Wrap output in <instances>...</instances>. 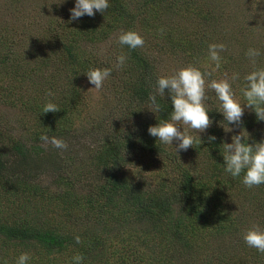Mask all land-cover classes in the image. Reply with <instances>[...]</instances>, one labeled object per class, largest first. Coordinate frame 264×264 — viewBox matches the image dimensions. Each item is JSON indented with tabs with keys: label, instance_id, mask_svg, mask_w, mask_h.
Returning a JSON list of instances; mask_svg holds the SVG:
<instances>
[{
	"label": "trees",
	"instance_id": "16d2710c",
	"mask_svg": "<svg viewBox=\"0 0 264 264\" xmlns=\"http://www.w3.org/2000/svg\"><path fill=\"white\" fill-rule=\"evenodd\" d=\"M21 3L12 0L0 11V103L23 117L22 133L10 131L0 117V264H15L25 252L29 264H73L77 254L83 264H185L182 258L189 264H264V253L242 238L253 225L264 228V185L247 188L239 177L225 173L220 144L230 143L240 128L224 131L213 91L205 102L212 123L199 134L203 143H194L179 157L147 132L169 118L167 90L164 99L157 96L161 111L142 124L110 127L103 134L101 124L78 126L85 106L84 73L101 68L95 51L112 36L115 56H127L126 78L115 93L117 105L127 104L129 114L151 109L148 97L157 78L168 76L159 53L175 54L179 69L192 65L211 72L207 82L239 73L233 91L242 100L243 77L264 68V0H110L105 13L71 22L70 8L54 6L38 25L39 43L34 40L39 53L30 49L22 54L21 43L32 48V23L28 8L19 11ZM64 3L74 7L73 0ZM24 18L30 19L29 28ZM122 30L146 32L157 41L146 38L143 47L129 50L118 44ZM211 43L229 50L222 51L226 54L216 71L206 59ZM249 48L262 52L255 65L246 56ZM48 68L39 83L24 84L32 73ZM48 102L59 111L43 113ZM242 120L248 143L264 138V122L250 109ZM41 135L70 145L88 136L92 144L65 159L59 149L43 147ZM138 155L163 165L165 174L156 184L134 173ZM45 178L52 184L45 185ZM37 202L46 204L45 210Z\"/></svg>",
	"mask_w": 264,
	"mask_h": 264
},
{
	"label": "clouds",
	"instance_id": "9594fccd",
	"mask_svg": "<svg viewBox=\"0 0 264 264\" xmlns=\"http://www.w3.org/2000/svg\"><path fill=\"white\" fill-rule=\"evenodd\" d=\"M73 3L74 7L69 10V22L78 21L84 16L93 17L96 13L103 14L110 7V0H73ZM144 43L143 36L133 30H122L118 37V44L121 47L126 46L129 50L143 47ZM224 48L225 45L222 43H211L207 46L206 59L212 71L220 69L221 52ZM261 55L262 52L258 48H249L246 52L253 65ZM126 61V55H118L115 66L123 67ZM112 71V68H89L84 75L87 81L94 85L90 89L100 91ZM210 75L211 72H202L198 67L188 65L172 75L158 77L154 92L148 97L150 112L154 114L161 111L157 96L164 99L166 90L172 111L167 120L157 121L155 125L148 127L147 132L156 138V142L170 146L177 156L178 153L193 148L194 143L199 145L203 143L199 134L205 132L212 123L210 111L205 103L209 98L207 90L210 89L218 101L216 112L222 114L223 121L226 122L227 131L223 128L224 131L227 133L232 132L234 127L240 128L238 134L231 136L230 143L222 141L220 144L225 173L233 178L239 177L247 188L264 185V138L259 142L248 143L250 134L240 127L246 108L251 110L258 122H264V68L257 67L243 77L244 83L240 87L242 100L236 97L232 87V82L240 79L239 73H233L230 79L206 82L205 77ZM58 111V105L52 102L46 103L43 107V113ZM177 123L186 127L181 130ZM40 139L50 142L57 149L67 148L63 139L49 138L47 135H41ZM214 140L215 136H209V141ZM242 238L249 248L264 253V228L253 225L243 233ZM76 239L79 241V237ZM83 259L82 255L77 254L73 257V264H83ZM30 260L29 253H21L15 264H29Z\"/></svg>",
	"mask_w": 264,
	"mask_h": 264
},
{
	"label": "rangeland",
	"instance_id": "374dc122",
	"mask_svg": "<svg viewBox=\"0 0 264 264\" xmlns=\"http://www.w3.org/2000/svg\"><path fill=\"white\" fill-rule=\"evenodd\" d=\"M12 0H0V11H5V6L10 3ZM65 0H22V3L20 5V10H25L28 8V12L31 13V28H30V39H31V47L29 45H26L25 43L20 44L19 51L22 53H28V50L31 49V52H37L39 53L37 44L35 43L34 39H37L39 34V24L43 23V16L46 18V15L48 14L47 11L50 10V8L54 6H63L65 5L67 8H72L71 5H67L64 3ZM46 7V8H45ZM42 8L45 10H42ZM22 17V16H21ZM30 19H23V24L29 28L28 22ZM25 27V28H26ZM22 29V27H21ZM139 33V32H138ZM141 36H143L144 39H149L152 42L157 41L152 36H149L151 34L149 33H139ZM115 36H112L107 41H111L114 39ZM39 43V39H37ZM103 42L97 47V53L95 51V55L99 57V62H101V68H115L113 72L111 73V76L109 79H107L104 82V85L100 91H96L95 89H90L94 87V85H91L87 78H85L82 81V99L84 100L85 106H82V114L78 121L79 128L82 126H89L93 124H101L102 126L98 127L99 133H104L107 128L110 127H120L122 125H129L130 123H136V124H142L144 123L145 119L148 118L151 115V109L144 107L141 109L140 112L137 113H130V108L127 106V104H120V98L117 97V94L115 93L116 85L117 83H120V80L123 79V77L126 78V74L124 73V68H116L113 64L116 61V56L113 51V47L110 44V42ZM25 44V45H24ZM35 51H34V50ZM116 50V49H115ZM223 51H227L225 48ZM46 52V49L43 48L42 53ZM221 54H226L225 52H221ZM159 57V60H161V69L165 75H172L176 73L179 70V61L180 58H177L175 54H157ZM222 57V55H221ZM24 60H28L26 56L24 57ZM33 64V61H31V66ZM117 69V70H116ZM51 70V68L46 69L42 73H32L31 79H27L24 81V84L27 85L28 81L31 83L42 80V76L47 75V72ZM45 75V76H46ZM44 76V77H45ZM231 75H225L224 79H230ZM222 79L221 76H218L215 80ZM33 80V81H32ZM207 82V80H206ZM235 81L232 82V87L234 89ZM28 86V85H27ZM90 89V90H89ZM212 90H207V95H211ZM116 107V108H115ZM126 107V108H125ZM0 117L7 121L11 129H13L16 133H22L23 129V122H22V113H20L17 109H14L12 107H9L5 104L0 103ZM177 126L181 128V130L186 127L182 125L181 123H177ZM102 133V134H103ZM231 133V132H228ZM92 144V138L88 136H84L82 139H76L67 142V148L66 149H59L58 154L62 155V158H67L69 153L74 150L80 151V149H89ZM43 147L51 146L54 148V146L50 142H44ZM86 149V150H87ZM184 159V158H182ZM138 167V168H137ZM134 173H137L138 179L140 181H143L144 183H152L156 184V182L159 180V178L163 177L165 174V170L163 165L160 161H158L154 157H144V155H138L137 156V164L134 167ZM44 180H48V178H45ZM52 184V179L50 178L48 182L45 183ZM24 203V202H23ZM45 206L46 204H42L37 202L36 207L41 208ZM27 206L26 211H30V213H34V211L30 210L29 206ZM33 207V206H32ZM48 208V207H47ZM46 208V209H47ZM43 210L44 207H43ZM23 214V212H21ZM208 241V240H207ZM213 242V241H211ZM210 242V245H211ZM209 245V241L207 242ZM204 246V245H202ZM208 252V251H207ZM193 260V259H192ZM181 261L185 264H189V260L182 258Z\"/></svg>",
	"mask_w": 264,
	"mask_h": 264
}]
</instances>
